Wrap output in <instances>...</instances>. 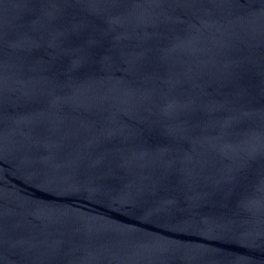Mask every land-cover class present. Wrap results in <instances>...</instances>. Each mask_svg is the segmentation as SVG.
<instances>
[{"label":"water","instance_id":"95a60500","mask_svg":"<svg viewBox=\"0 0 264 264\" xmlns=\"http://www.w3.org/2000/svg\"><path fill=\"white\" fill-rule=\"evenodd\" d=\"M0 264H264V0H0Z\"/></svg>","mask_w":264,"mask_h":264}]
</instances>
